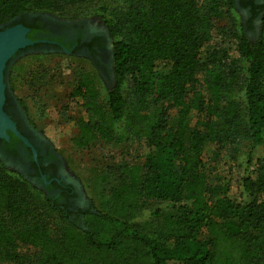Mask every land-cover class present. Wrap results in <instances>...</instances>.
Listing matches in <instances>:
<instances>
[{
	"label": "trees",
	"instance_id": "16d2710c",
	"mask_svg": "<svg viewBox=\"0 0 264 264\" xmlns=\"http://www.w3.org/2000/svg\"><path fill=\"white\" fill-rule=\"evenodd\" d=\"M87 1L0 0V27ZM238 1L261 26L251 40L238 24L233 59L210 46ZM120 2L95 12L115 83L103 99L99 76L80 77L74 143H143L144 164L113 165L109 193L82 208L73 187L46 196L0 160V264H264V0ZM154 204L171 210L146 215Z\"/></svg>",
	"mask_w": 264,
	"mask_h": 264
},
{
	"label": "rangeland",
	"instance_id": "374dc122",
	"mask_svg": "<svg viewBox=\"0 0 264 264\" xmlns=\"http://www.w3.org/2000/svg\"><path fill=\"white\" fill-rule=\"evenodd\" d=\"M263 3V0H259ZM120 0H88L82 4L66 6L55 12H35L34 15H43L58 22L85 24L92 32L108 37V48L113 52V40L104 23L95 15L100 7H120ZM224 12L222 19L217 21V33L211 44V49H225L233 59H237L236 30L238 24H243L251 40L260 36L261 20L257 18L248 27L251 15L248 9L237 3L235 13L227 12V7L222 6ZM113 53H111L112 56ZM83 56H72L65 52H22L12 59L6 69V93L17 104L20 114L29 121L32 130L40 140L47 141L52 147L59 168L61 180L73 187L77 194V204L84 203L82 208L90 205V199L95 195L108 194L112 187V166L129 162L130 164L143 165L147 154L143 143H123L122 145L99 142L96 145L79 149L74 140L79 133L77 121L86 119L88 114L84 110L82 98L70 99L82 75L101 78L100 93L104 99L107 90L115 83L113 64L108 67V74H101L98 66ZM241 65V62H239ZM103 75V76H102ZM100 82V81H99ZM195 113L190 115L192 125ZM118 132V130H116ZM251 145L243 144L239 157L240 164L245 167ZM210 154V150L208 152ZM124 154L127 156H124ZM257 158H264V148L255 154ZM0 160L6 169L12 170L27 181L38 187L46 196L54 195L48 192L37 180L26 177L18 170L13 169L7 160ZM234 177L236 178L235 171ZM236 191V190H235ZM237 192V191H236ZM238 194V192H237ZM171 210L166 205L154 204L146 210V215L156 208ZM57 225V226H56ZM54 229L57 232L61 226L54 220Z\"/></svg>",
	"mask_w": 264,
	"mask_h": 264
},
{
	"label": "flooded vegetation",
	"instance_id": "af4514ba",
	"mask_svg": "<svg viewBox=\"0 0 264 264\" xmlns=\"http://www.w3.org/2000/svg\"><path fill=\"white\" fill-rule=\"evenodd\" d=\"M18 26L27 30L25 38L33 43L18 54L30 50L65 52L72 56H83L82 58H87L95 64L108 67L113 60L112 52L108 48V37L92 32L85 24L58 22L43 15L25 14L14 20L12 24L0 27V32ZM4 111L15 122L17 132L35 149L37 158H34L32 149L22 138L10 129H6L5 136L0 137L2 159L7 160L13 169L24 176L37 180L42 188L50 189L48 192H53L57 197L63 190L71 189L61 180L57 157L52 147L47 141L40 140L35 135L29 121L20 114L17 104L7 93ZM54 184L57 189L53 188ZM71 193H75L74 190Z\"/></svg>",
	"mask_w": 264,
	"mask_h": 264
},
{
	"label": "water",
	"instance_id": "95a60500",
	"mask_svg": "<svg viewBox=\"0 0 264 264\" xmlns=\"http://www.w3.org/2000/svg\"><path fill=\"white\" fill-rule=\"evenodd\" d=\"M27 30L22 26L6 29L0 32V137L5 136L6 129L16 133L24 143L33 151L34 158L37 153L28 140L22 137L16 130V124L11 117L4 111L6 102V83L5 75L9 62L19 53L33 45L32 42L25 38ZM44 179V177H43ZM84 203H80L83 206Z\"/></svg>",
	"mask_w": 264,
	"mask_h": 264
}]
</instances>
